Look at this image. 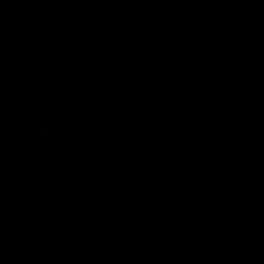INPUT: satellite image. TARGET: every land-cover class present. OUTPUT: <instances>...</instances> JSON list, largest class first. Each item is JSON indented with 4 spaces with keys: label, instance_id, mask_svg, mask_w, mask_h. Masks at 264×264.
<instances>
[{
    "label": "water",
    "instance_id": "1",
    "mask_svg": "<svg viewBox=\"0 0 264 264\" xmlns=\"http://www.w3.org/2000/svg\"><path fill=\"white\" fill-rule=\"evenodd\" d=\"M0 264H264V0H0Z\"/></svg>",
    "mask_w": 264,
    "mask_h": 264
}]
</instances>
